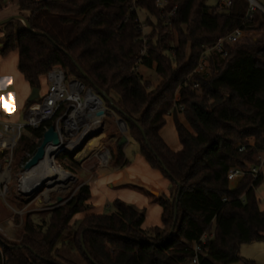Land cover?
<instances>
[{
	"label": "trees",
	"instance_id": "trees-1",
	"mask_svg": "<svg viewBox=\"0 0 264 264\" xmlns=\"http://www.w3.org/2000/svg\"><path fill=\"white\" fill-rule=\"evenodd\" d=\"M16 1L15 15L38 33L21 19L0 25V56L18 51V69L32 89H40L41 77L55 66L92 87L126 121L127 136L171 187L169 196L157 198L162 225L144 228L145 211L118 198L112 212L78 218L92 207L91 188L83 180L61 205L26 216L16 242L0 234V264H189L193 244L212 230L201 264H254L240 255V246L264 241V208L257 196L263 174L248 171L230 179L228 172L259 166L264 151V36L252 38L264 35L260 12L229 54L214 53L211 72L201 75L192 72L204 46L242 26L246 0H232L226 9L208 6L207 0H169V9L178 5L169 19L155 0H137L153 27L146 42L131 0ZM5 6L0 0V12ZM140 63L156 65L155 88L139 75ZM195 81L200 89L192 87ZM176 94L183 110L174 107ZM59 113L38 128H26L19 152H35ZM170 114L182 145L178 151L160 136ZM119 141L111 146L114 167L128 163ZM28 159L22 157V163ZM67 247L69 255L62 252Z\"/></svg>",
	"mask_w": 264,
	"mask_h": 264
},
{
	"label": "built area",
	"instance_id": "built-area-1",
	"mask_svg": "<svg viewBox=\"0 0 264 264\" xmlns=\"http://www.w3.org/2000/svg\"><path fill=\"white\" fill-rule=\"evenodd\" d=\"M136 1L131 0V9L136 11L135 23L142 32L144 42H146L147 33L145 31L149 26L147 25L146 19L141 18V11L138 9ZM246 1L248 2V11L242 26L220 37L214 45H205L192 73L201 75L209 74L212 70V55L217 53L221 58L226 57L229 54V47L241 40L247 33L244 29L245 24L253 19L255 12H260L264 19V0ZM155 4L162 11V17L167 19L174 15L178 8V5L175 4L169 9V0H155ZM231 5L232 0H217L216 3L219 9H226ZM145 52L146 47H144L141 53L144 54ZM190 76L191 74L188 75L187 79ZM46 77L48 85L45 93L25 108L23 120H11L12 114L10 112L0 115V199L4 201H6L7 194L9 193L13 150L26 128H38L45 121L55 118L57 113L60 112L54 123L55 131L59 137V143L54 144L58 148L53 158L55 165V157L58 154H67L75 160L83 158L88 151L95 155L100 166L109 165L112 158V149L108 142L98 139L94 146L89 149L86 148L91 140L97 139L100 128H103L104 119L108 116L113 118L117 127L116 134L118 133V136L116 140L122 136H127L128 128L126 121L114 110L109 109L100 95L92 87L86 86L78 78H67L64 69L60 66H55L49 70ZM191 84L193 88L200 89L198 82L195 81ZM177 101L178 95L176 94L174 107L177 106L180 110H183L184 106L177 103ZM51 144L53 143L51 142ZM243 149V147L240 148V150ZM263 155L264 151L260 153V159ZM26 171L25 169L23 170L21 173L22 177L18 182V190L23 196L31 194L25 191ZM248 171L255 177L260 173L259 166H250L246 169L236 167L229 170L228 177L230 179L242 177ZM213 237V230L205 232L200 240L193 244L194 255L188 260L189 264H201L200 256L203 254L202 246Z\"/></svg>",
	"mask_w": 264,
	"mask_h": 264
},
{
	"label": "rangeland",
	"instance_id": "rangeland-1",
	"mask_svg": "<svg viewBox=\"0 0 264 264\" xmlns=\"http://www.w3.org/2000/svg\"><path fill=\"white\" fill-rule=\"evenodd\" d=\"M216 3L217 0L206 1V4L208 6H214L216 5ZM4 5L6 6L0 12V20L4 19L5 18L4 16L7 15L11 16L19 13V7L17 5L16 0H4ZM140 16L142 19H146L147 14L145 12H141ZM152 20L156 23L155 17H152ZM152 28L153 27L150 26L146 28L145 32L147 33V36H148V32L151 31ZM252 36L253 39H258L263 37L264 35L260 33L259 34L256 33ZM0 43H2L0 47L1 49L3 47L2 39H0ZM11 63L13 67L14 60L12 58L10 59L9 66H11ZM138 73L145 80H149L153 88H155L160 82V76L156 71L155 64L153 66H147L143 63H140L138 65ZM11 78L13 79L12 76ZM11 78L7 76L0 77V98L4 99V106H2L1 109L3 114L6 113L7 108H9L10 105H12V103H14L15 100V94L17 89L15 87V84L13 85ZM41 82L42 84L40 89L41 91L40 96H42L47 89V85H48L47 77L46 76L42 77ZM16 85L18 88L21 87L19 83ZM24 113L25 111H22V116L24 115ZM116 132H117V127L115 125V122L113 121L112 117L108 116L104 119L103 128H100V132H98L99 134L97 139L107 142L110 137L116 134ZM116 135L118 136V133ZM37 142L39 146L40 141ZM21 148L22 147L20 145V142H18L17 146L13 150V160L11 163L12 175H11V181L9 183V193L7 194L6 201L0 199V234L10 242H16L19 239L18 233L20 228L22 227L23 222L25 221L26 216L45 210V208L51 209L57 207L62 203H64L67 199L71 198L72 195L78 190L80 184L84 180L83 176L81 175V171H83V168L90 170L91 165L98 163L97 158L90 151H88V153H86V155L83 156V158L75 159V160L73 159L72 161H69L68 158L64 156V153L58 154L55 157L56 164L62 167L67 172L71 173L72 178L69 179L65 185L50 186L48 182L45 183L43 182L34 191H32L31 194L23 196V194H21L20 191L18 190V182L19 179L22 177L21 173L23 172L24 170L23 166L25 165V163H22L21 158L22 157L30 158L32 157L34 152L33 153L29 151L19 152V149ZM135 153H138V145L132 141L127 147V156H129L130 159H133ZM263 174H264V168H263ZM48 188H52V189L47 193H45V191ZM261 192L264 193V182L257 189V194H259V196L261 197L260 205L264 206V195H262ZM59 197L63 198L62 203L58 201ZM104 209L106 213L112 212L113 205L110 203L108 206L104 207ZM16 212H20V213H16ZM82 216L83 214L79 215L80 218ZM62 250L64 254L66 255L70 254L68 252L69 251L68 247ZM240 255L246 260L254 262V264H264V241H255V242L242 244L240 246ZM232 264H246V263L243 261H238Z\"/></svg>",
	"mask_w": 264,
	"mask_h": 264
},
{
	"label": "crops",
	"instance_id": "crops-1",
	"mask_svg": "<svg viewBox=\"0 0 264 264\" xmlns=\"http://www.w3.org/2000/svg\"><path fill=\"white\" fill-rule=\"evenodd\" d=\"M1 37L2 33L0 32V39ZM1 45L2 43H0V47ZM11 58L14 60L13 67L12 63L11 66H9ZM3 76L10 78L12 76L13 85L15 84L17 89L14 103L7 108L6 112L12 114L11 120L13 121L23 120L24 115L22 116V111H25V106L32 88L18 69L17 50L10 52L6 56H0V77ZM18 83L21 85L19 88L16 85ZM2 106H4V99L0 98V115L3 114L1 111ZM166 120L165 126L160 130V136L172 150L178 151L181 149L182 145L172 114L168 115ZM183 122L185 121L183 120ZM116 137L117 135L114 134L109 138L107 142L110 146H113ZM127 138L128 142L124 146V153L128 163L125 166L114 167L111 164L100 166L96 163L91 165L90 170L83 168V171H81L84 181L90 185V203L92 204L91 209L83 213L82 217L89 213H104V207L108 206L110 203L112 204L113 201L118 198L145 211L144 228L161 226L163 207L157 202V198L161 195L169 196L171 187L170 180L166 178L160 170L152 168L149 165L145 157L141 154L139 146L138 153H135L133 159H130L129 156H127V147L132 142V139L128 136ZM263 168L264 155L261 156V163L259 165V171L262 174ZM261 194L264 195L263 192H261ZM257 196L261 201L259 194H257ZM261 208H264V206H261ZM79 215H77L78 218H80Z\"/></svg>",
	"mask_w": 264,
	"mask_h": 264
},
{
	"label": "bare ground",
	"instance_id": "bare-ground-1",
	"mask_svg": "<svg viewBox=\"0 0 264 264\" xmlns=\"http://www.w3.org/2000/svg\"><path fill=\"white\" fill-rule=\"evenodd\" d=\"M98 139H93L87 144V149L94 146ZM57 147L54 144H48L45 150V157L40 162L28 169L25 173V191L31 193L41 183L48 182L50 186L53 185H65L69 179L72 178L71 173L64 170L62 167L53 163L54 155L57 151ZM85 149V150H87ZM85 152V151H84ZM52 188H48L45 193ZM43 194V193H42Z\"/></svg>",
	"mask_w": 264,
	"mask_h": 264
},
{
	"label": "water",
	"instance_id": "water-1",
	"mask_svg": "<svg viewBox=\"0 0 264 264\" xmlns=\"http://www.w3.org/2000/svg\"><path fill=\"white\" fill-rule=\"evenodd\" d=\"M12 19H22L24 24L26 25L27 29L29 31H32V32H36L38 33V31H34L30 24L28 23V21L20 16V15H11L7 18H4L2 20H0V25H3L7 22H9L10 20ZM52 42L53 40L50 39ZM77 67L79 68V70L83 73L82 69L77 65ZM84 74V73H83ZM85 75V74H84ZM40 97V89L39 88H33L32 91H31V94L28 98V101L29 102H33L35 101L36 99H38ZM108 101L113 104V101L110 97L107 98ZM53 143V144H58L59 143V137H58V134L57 132L55 131V126L52 125L50 126L43 134V137L41 139V142L39 144V146L37 147L36 151L34 152V154L32 155V157L25 163L24 165V169L25 170H28L30 168H32L33 166L37 165L41 159H43L45 157V150H46V147L49 143ZM128 142V138L127 136H122L120 138V141H119V145H125L126 143ZM58 201L60 203L63 202V198L62 197H59L58 198ZM178 201H179V193L176 197V205H175V214H177V205H178ZM174 227V226H173ZM173 232V228L171 229L170 233Z\"/></svg>",
	"mask_w": 264,
	"mask_h": 264
},
{
	"label": "snow or ice",
	"instance_id": "snow-or-ice-1",
	"mask_svg": "<svg viewBox=\"0 0 264 264\" xmlns=\"http://www.w3.org/2000/svg\"><path fill=\"white\" fill-rule=\"evenodd\" d=\"M9 82H11V81H9Z\"/></svg>",
	"mask_w": 264,
	"mask_h": 264
}]
</instances>
